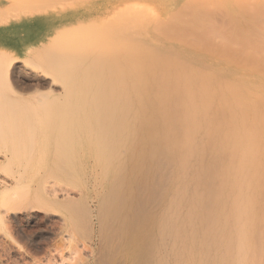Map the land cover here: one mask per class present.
Returning a JSON list of instances; mask_svg holds the SVG:
<instances>
[{
    "label": "bare ground",
    "instance_id": "bare-ground-1",
    "mask_svg": "<svg viewBox=\"0 0 264 264\" xmlns=\"http://www.w3.org/2000/svg\"><path fill=\"white\" fill-rule=\"evenodd\" d=\"M221 4L248 11L229 20L247 36L264 0H0L3 48L49 85L21 113L0 97L22 138L0 146L18 165L0 199L57 202L87 264H264V104L161 36ZM17 67L1 66L16 92ZM50 176L69 187L47 194Z\"/></svg>",
    "mask_w": 264,
    "mask_h": 264
},
{
    "label": "rangeland",
    "instance_id": "rangeland-1",
    "mask_svg": "<svg viewBox=\"0 0 264 264\" xmlns=\"http://www.w3.org/2000/svg\"><path fill=\"white\" fill-rule=\"evenodd\" d=\"M254 9L250 16L258 25L251 29L247 36H242V30L237 31L236 27L230 25L229 20L238 16L239 19H244L248 11L242 9L235 12L223 4L200 11L201 16L205 18L202 28L196 23H189L185 27L170 21L163 25L161 36L173 38L174 45L179 47L187 58L216 67L241 93L251 92L255 105L262 106L264 5L255 4ZM181 16L194 18L191 12L181 13ZM136 27L138 28L134 29V32L147 34L146 29ZM173 30H178L179 33L171 36ZM7 40V37L0 38V97H9L13 102L10 111L21 113L37 101L34 92L48 89L49 85L46 84L44 74L39 68L25 62L26 56L13 59L11 52L3 48ZM8 65L10 69L13 65L18 66L20 79H23L21 87L13 83L17 92L5 81L6 72L1 71V66ZM6 109L7 106L2 105L0 101V111ZM12 133L13 131L0 130V146L5 147L7 144L21 141V136ZM0 155V177L11 183L12 174L18 168L17 160L6 161L2 154ZM47 158L50 159V163L46 164L48 174L52 159L49 156ZM33 163L31 170L36 172L38 167L35 165L38 160H33ZM47 182V189L44 188L46 192L53 190L52 193H55L59 190L60 193V188L69 187L51 176ZM50 186H54L51 187L52 190ZM34 197L27 196L20 201L18 199L17 203L14 199L12 206L10 202L8 205L0 199V264H87L85 261L89 259L90 239L74 230L61 205L51 199H44L42 195L37 196V199Z\"/></svg>",
    "mask_w": 264,
    "mask_h": 264
}]
</instances>
